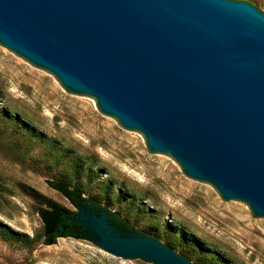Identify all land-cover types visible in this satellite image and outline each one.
Masks as SVG:
<instances>
[{"label": "water", "instance_id": "obj_1", "mask_svg": "<svg viewBox=\"0 0 264 264\" xmlns=\"http://www.w3.org/2000/svg\"><path fill=\"white\" fill-rule=\"evenodd\" d=\"M0 41L70 91L94 96L157 155L264 220V10L257 4L0 0ZM78 207L67 218L85 238L130 263L194 264L158 239L120 231L105 208Z\"/></svg>", "mask_w": 264, "mask_h": 264}, {"label": "rangeland", "instance_id": "obj_2", "mask_svg": "<svg viewBox=\"0 0 264 264\" xmlns=\"http://www.w3.org/2000/svg\"><path fill=\"white\" fill-rule=\"evenodd\" d=\"M244 1L264 10V0ZM5 114L28 125L22 132ZM27 126L34 137L23 134ZM71 159L86 160L75 181L87 196L106 206L99 183L110 185L116 196L122 191L127 197L126 204L114 197L110 209L139 229L155 231L146 218L154 216L162 227L189 235L194 264H264V220L250 205H232L216 186L190 178L178 161L157 155L143 133L102 111L94 96L70 91L52 71L0 41V225L29 237L40 229L38 203L21 183L78 213L51 183L67 174ZM0 264L156 263H130L87 238L62 236L45 244L0 234Z\"/></svg>", "mask_w": 264, "mask_h": 264}, {"label": "trees", "instance_id": "obj_3", "mask_svg": "<svg viewBox=\"0 0 264 264\" xmlns=\"http://www.w3.org/2000/svg\"><path fill=\"white\" fill-rule=\"evenodd\" d=\"M2 118L7 121L16 122V127L22 132L23 128H25L23 124H27L21 118L11 120L10 115L7 114H5ZM26 129L27 131H25L23 134H27L28 138L34 137L33 135L36 133L33 131V128L31 129L27 126ZM85 162L86 160L79 161L77 159H71L68 164L69 168L67 174L56 177L57 179L51 181L53 187L62 193L75 207H78L80 204H86L88 209L91 211H100L102 208H105L112 214L114 224L120 231L137 232L158 240L165 238L164 243L166 245L171 247L174 251H178L177 253H180L191 261L190 257L194 256V240H192L189 235L178 233V231L174 230L171 226L162 227L160 222L154 216H149L146 218L150 220L149 225H152L155 231L141 230L135 225V223L131 221L129 217L121 214L117 210L113 211L110 209L111 205H113L112 202L114 197L120 199L121 203L126 204L127 200L125 199H127V197L122 191L116 196L110 185L105 186L102 185V182L99 183L100 188L105 191V195L107 196L106 200L108 202L106 203V206L102 204V201L99 199V197L97 198L95 196H87L84 190L80 187L79 183L75 181V178L77 180L82 174H84ZM76 173L78 175H74ZM73 181H75V183H73ZM20 185L26 193L31 195L37 201L38 206H36V212L40 216L42 225L33 237L22 235L21 233L9 227L0 225V234L5 239L9 241H21L24 243H32L34 241L43 239L47 242V244H53L56 243L58 237L62 236H73L76 238L87 237L84 232L79 231V223L72 222L67 218L77 217L76 212H73L71 209L61 205L56 201L44 197L42 194L38 193L34 188L28 185L23 183ZM130 209H133V207L130 206ZM142 212L143 211L141 209L138 211L139 216H141ZM60 230H62V232H60ZM179 245L181 246V249H178Z\"/></svg>", "mask_w": 264, "mask_h": 264}]
</instances>
